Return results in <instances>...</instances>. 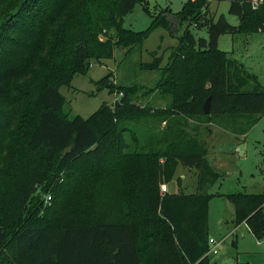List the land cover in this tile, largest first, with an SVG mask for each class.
Segmentation results:
<instances>
[{"label":"trees","instance_id":"16d2710c","mask_svg":"<svg viewBox=\"0 0 264 264\" xmlns=\"http://www.w3.org/2000/svg\"><path fill=\"white\" fill-rule=\"evenodd\" d=\"M138 2L0 0V264H210L208 205L213 195L159 190L161 180L173 178L176 163L200 169L204 155L195 150L167 153L161 165L155 154L126 151L129 128L120 122L138 108L131 102V88L117 86L113 71L94 84L98 91L118 89L116 101L101 104L88 117H69L64 111L60 87L74 74H87L91 59H111L116 48L128 52L156 26L171 30L164 18L153 19L147 30L123 27L122 17ZM209 2L186 0L174 15L186 27L174 52V60L181 62L175 67L177 78L166 85L174 98L180 97L172 109L203 113L209 96L208 114L262 115L263 86L238 64L229 69L231 61L218 48V38L236 31L264 32V3L253 12L246 0H230L228 12L239 19L233 25L224 14L215 18ZM191 21L207 36L196 37ZM144 67L168 66L160 67L154 58ZM185 82L192 85L189 92L198 90L197 98H188ZM7 153L18 157L9 170L3 166ZM77 161L91 162L86 169L98 166L82 178V207L69 210V176ZM66 186L65 207L49 220L40 213L43 203H51L55 189ZM226 198L234 224L246 223L262 239L264 190Z\"/></svg>","mask_w":264,"mask_h":264},{"label":"rangeland","instance_id":"374dc122","mask_svg":"<svg viewBox=\"0 0 264 264\" xmlns=\"http://www.w3.org/2000/svg\"><path fill=\"white\" fill-rule=\"evenodd\" d=\"M185 1L140 0V3H136L132 11L122 17L123 27L134 31L147 30L153 19L164 18L170 23L171 30L156 26L141 43L134 44L128 52L127 49L116 48L111 59H104L101 63H95L91 59L87 74H74L70 82L60 87V92L66 99L64 111L69 117L76 114L88 117L101 104L116 101L121 95L118 89L111 93L106 89L98 91L94 84L95 80L113 71L117 86L131 88V102L138 108L127 111L126 117L120 122L129 128L124 132L126 151L143 152L150 156L155 154L161 165L166 162L167 153L195 150L204 155L200 169L176 163L173 178L169 182L161 180L159 190L160 185L166 183L169 192L213 195L208 205V236L219 241V244L217 253L209 254V263L235 264L236 261H246L248 264H264L262 240L255 239L246 231V225L239 226L231 233L239 224L230 220L233 206L226 198L227 194L238 191L264 190V186H261L264 184V114L184 115L172 109V103L180 97L174 98L166 85H171L177 78L175 67L181 62L174 60V52L179 45L178 36L186 27V22L179 24L174 15L178 14ZM246 1L250 11H257L255 0ZM229 3L230 0H210L208 10L215 18L224 14L230 24L238 25L239 19L228 12ZM191 22V31L196 37L207 36L204 28L197 29L194 27L196 22ZM218 48L231 61L230 70L233 69L232 63L238 64L245 75L255 77L264 88V32L236 31L222 34L218 38ZM183 50L188 52L185 48ZM154 58H159L160 67L168 66V69H145L144 64ZM185 83L188 98H197L198 90L193 87L189 92L188 88L192 85ZM245 87L249 88L250 84ZM15 150L12 152L16 153ZM7 154L3 163L5 170H9V166L18 161L17 154ZM90 163L77 161L71 167L69 210H79L82 207L81 195L85 188L82 178L94 174L98 166L93 163L86 169V164ZM55 190L53 201L43 203L45 207L42 206L40 212L49 220H53L61 205L65 207L68 197L67 186L63 190ZM30 216L32 215H27Z\"/></svg>","mask_w":264,"mask_h":264},{"label":"built area","instance_id":"2783aa9c","mask_svg":"<svg viewBox=\"0 0 264 264\" xmlns=\"http://www.w3.org/2000/svg\"><path fill=\"white\" fill-rule=\"evenodd\" d=\"M262 3H264V0H255L254 6H259ZM160 191L161 192H167L168 191V186H167L166 183H162L160 185ZM49 199H50V196H46L45 197L46 201H49ZM244 224L246 225V223H244ZM260 240H262V242H264V237L262 239H260ZM208 244H209V248L207 250V254H211V253L215 254V253H217L219 241H216L214 238L209 237L208 238Z\"/></svg>","mask_w":264,"mask_h":264},{"label":"water","instance_id":"95a60500","mask_svg":"<svg viewBox=\"0 0 264 264\" xmlns=\"http://www.w3.org/2000/svg\"><path fill=\"white\" fill-rule=\"evenodd\" d=\"M202 111L204 114H208L210 112V97L208 96L203 104H202Z\"/></svg>","mask_w":264,"mask_h":264},{"label":"crops","instance_id":"0c3cea01","mask_svg":"<svg viewBox=\"0 0 264 264\" xmlns=\"http://www.w3.org/2000/svg\"><path fill=\"white\" fill-rule=\"evenodd\" d=\"M211 132H212V130H211ZM242 138V137H241ZM264 178V177H263ZM264 186V184L262 183L261 184V186ZM231 218V217H230ZM234 218V210H233V216H232V218L230 219V220H232ZM224 223V221H222L221 222V224H223ZM239 226H245V224L244 223H241V224H239L238 226H236V227H234L233 229H232V232H234ZM246 227V226H245ZM208 229H209V210H208ZM247 229H248V227H247ZM246 231H249L250 232V230L248 229V230H246ZM231 232V233H232ZM251 233V232H250ZM252 234V233H251ZM253 235V234H252ZM256 239V238H255ZM258 240V239H257ZM261 243L259 242L258 243V245H260ZM243 262H246V261H243Z\"/></svg>","mask_w":264,"mask_h":264}]
</instances>
